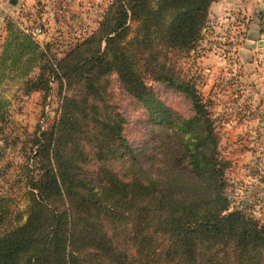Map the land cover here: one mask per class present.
Wrapping results in <instances>:
<instances>
[{
    "label": "trees",
    "instance_id": "obj_1",
    "mask_svg": "<svg viewBox=\"0 0 264 264\" xmlns=\"http://www.w3.org/2000/svg\"><path fill=\"white\" fill-rule=\"evenodd\" d=\"M214 1L116 0L98 34L60 60L61 75L85 93L66 98L58 123L37 138L26 219L0 189V264H264V224L230 211L223 167L206 146L215 135L205 105L168 64L169 51L183 52L200 39ZM34 46L27 33H12L0 69L8 50L19 48L23 56ZM110 70L147 105H159L148 76L189 99L192 118L170 126L188 140L179 142L164 172L141 167L120 111L90 102L104 100L99 85ZM56 200L69 205L58 208Z\"/></svg>",
    "mask_w": 264,
    "mask_h": 264
},
{
    "label": "rangeland",
    "instance_id": "obj_2",
    "mask_svg": "<svg viewBox=\"0 0 264 264\" xmlns=\"http://www.w3.org/2000/svg\"><path fill=\"white\" fill-rule=\"evenodd\" d=\"M115 1H37L27 21L41 24L44 36L33 39L35 48L23 56L19 48L8 50L2 63L0 189L12 196L14 209L24 210V219L28 178L35 173L29 170L38 167L34 157L37 138L58 123L66 98L85 93L80 82L61 75L58 63L77 42L98 34ZM215 1L200 39L183 52L169 51L168 64H174L179 79L193 84L205 105L215 135V142L206 146L210 153L216 151L223 167L230 211L243 210L264 224V14L260 27L254 30L247 23L253 14L244 15L241 9L221 13L215 6L212 9ZM130 26L129 37L134 24ZM95 46L93 43L90 48ZM105 75L99 85L104 100L90 97V102L100 109L107 105L120 111L125 136L138 151L141 167L151 175L164 172V165H172L168 159L178 153L179 142L188 140L182 137L183 131L174 132L170 126H182L192 118L189 99L178 88L148 76L146 83L159 105H147L126 92L114 71ZM198 122L201 118L195 120ZM53 204L64 209L69 201Z\"/></svg>",
    "mask_w": 264,
    "mask_h": 264
},
{
    "label": "crops",
    "instance_id": "obj_3",
    "mask_svg": "<svg viewBox=\"0 0 264 264\" xmlns=\"http://www.w3.org/2000/svg\"><path fill=\"white\" fill-rule=\"evenodd\" d=\"M37 1L40 0H0V61L12 33L16 31L26 33L25 27L31 20L29 17L36 10ZM215 2L212 9L215 6L221 13H225L228 9H241L244 15L253 14V17L247 18V23L254 30L257 26L260 27V19L264 14V0H216ZM262 38L264 39V35Z\"/></svg>",
    "mask_w": 264,
    "mask_h": 264
},
{
    "label": "built area",
    "instance_id": "obj_4",
    "mask_svg": "<svg viewBox=\"0 0 264 264\" xmlns=\"http://www.w3.org/2000/svg\"><path fill=\"white\" fill-rule=\"evenodd\" d=\"M25 32L34 39H37L45 34L44 27L36 22H30L27 24Z\"/></svg>",
    "mask_w": 264,
    "mask_h": 264
}]
</instances>
